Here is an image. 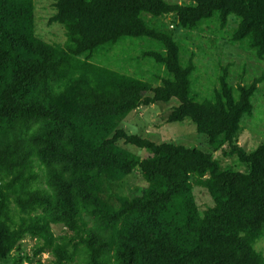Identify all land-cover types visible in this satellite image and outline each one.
Masks as SVG:
<instances>
[{
  "label": "trees",
  "instance_id": "1",
  "mask_svg": "<svg viewBox=\"0 0 264 264\" xmlns=\"http://www.w3.org/2000/svg\"><path fill=\"white\" fill-rule=\"evenodd\" d=\"M184 1L54 0L48 23L64 30L58 44L37 34L35 0H0V264H22L27 237L50 264H264L255 248L264 238V143L248 152L236 142L260 80L234 87L221 67L218 87L201 96L181 41L145 17L173 14L194 31L212 21L223 30L233 16L230 44L264 61V0ZM127 39L147 44L142 57L159 84L110 60ZM173 98L169 123L189 119L213 151L228 145L225 156L247 170L119 127L140 106ZM136 171L145 186L111 192ZM192 179L213 200L203 215ZM55 225L66 233L55 235Z\"/></svg>",
  "mask_w": 264,
  "mask_h": 264
},
{
  "label": "rangeland",
  "instance_id": "2",
  "mask_svg": "<svg viewBox=\"0 0 264 264\" xmlns=\"http://www.w3.org/2000/svg\"><path fill=\"white\" fill-rule=\"evenodd\" d=\"M171 2L185 3L184 0H167ZM54 0H35L36 6V31L45 41L50 43L63 44L65 41L64 30L58 23L49 24V18L55 13L53 9ZM154 24H162L164 30L169 31L175 38L179 39L185 48L183 58L188 60L192 57L197 70L195 77L196 91L201 96H207L212 90L218 87L217 77L221 72V67H227L229 82L237 87L240 84H251L255 80H260L258 90L252 98L253 113L245 116L242 120L241 131L236 142L244 147L248 152L255 150L264 143V61H258L245 46H235L230 44L229 36L236 26L233 16L229 18L228 25L221 30L217 22L204 23L201 29L185 31L179 29L176 17L173 14L160 18H152L146 15ZM148 46L140 39H127L109 55L110 60L115 63V67H123L130 74L144 80L153 81L154 85L159 84L153 77L157 73V68L142 57V50ZM210 96V95H209ZM178 101L173 98L169 103H155L149 106H140L126 117L120 128L129 134H136L153 142H174L188 147H196L208 151L213 158L220 162L222 168H232L239 171H246L247 166L240 163L236 156L227 157L224 152L229 150L228 145L222 149L213 151L207 144L206 138L199 134L196 126L189 119L183 122L169 123L168 114L173 107L178 105ZM141 157L149 155L146 150H139L128 147ZM193 194L199 207L200 214L213 205V200L208 191L195 184L192 179ZM146 183L141 175L136 171L121 182H113L111 192L119 195H132ZM55 235L66 233V228L62 225L53 226ZM36 240L27 237L22 243L20 257L22 264H31L24 259V256L33 258V264H37L40 259L43 264H50L51 256L42 254L34 257ZM257 251L264 255V238L255 244Z\"/></svg>",
  "mask_w": 264,
  "mask_h": 264
}]
</instances>
